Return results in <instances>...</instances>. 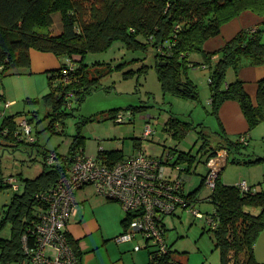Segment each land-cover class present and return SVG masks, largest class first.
<instances>
[{"label":"trees","instance_id":"trees-1","mask_svg":"<svg viewBox=\"0 0 264 264\" xmlns=\"http://www.w3.org/2000/svg\"><path fill=\"white\" fill-rule=\"evenodd\" d=\"M245 12L264 17V0H0V82L17 69L29 68L33 50L60 59L62 65L49 72L50 93L42 99L50 110L47 118H51L52 125H55L70 115L64 108H71L72 99L83 102L99 91L102 81L113 74L126 80L140 79L154 68L165 96L197 101L200 97L198 87L189 75L191 69L204 65L210 68L212 113L220 120L223 104L236 101L252 131L264 122V80L260 82L255 105L245 83L239 78V72L247 64L264 65V22L259 27L242 30L218 51L205 50L207 41L219 37L223 26ZM56 14L61 16L63 26L59 34L52 30ZM117 42L139 56L118 64L101 61L87 64L88 55L108 52ZM194 54H201L203 63L193 61L191 56ZM215 56L219 57L217 61L213 60ZM150 58L152 64L147 63ZM229 72L236 77L232 82L227 80ZM5 103V96L0 95V149L5 152L19 150L24 145L32 153L38 140L31 144L23 137L19 123L26 120L32 125V120L21 113L7 115L8 109L2 108ZM118 115L115 116L116 122ZM165 126L178 143L187 139L192 130L191 123L176 116H171ZM215 133L222 149L229 155L228 164L233 156L236 157L232 162L240 166L264 162V157L237 158V155L244 154V146L249 145L250 139L241 142L247 134L232 139L221 131ZM84 147L85 137L79 134L74 139L70 156L64 159V167L53 166L52 170L46 169L34 179L17 178L22 190L15 192L4 211L0 210V264L24 263L27 257L24 237L32 239L31 233L39 222V211L46 209L38 195L59 181L77 155L86 153ZM208 147L204 143L200 152L205 150L208 155L209 172L210 161L221 149ZM97 156L107 160L109 165L125 159L122 152L104 149ZM57 157L59 160L60 156ZM162 159L166 165L171 164L170 159L174 160V167L187 164L183 171L189 175L196 173L200 163L192 151H179L178 148ZM207 174L201 185L188 193L183 179V191L189 201H201L198 196L206 186ZM221 174L212 195L204 201L215 207L208 219L209 231L221 252L222 264H264L255 253L258 239L264 232V190L251 186V191L243 192L238 185L223 182ZM9 178L4 175L0 161V191L12 188L7 182ZM131 217L127 213L122 224L127 226ZM164 224L167 231L166 222ZM69 240L78 264H81L83 251L80 243L70 233ZM32 243V240L28 242L34 246ZM167 245L168 251L163 254L147 245L149 264H184L176 259L175 244L167 241Z\"/></svg>","mask_w":264,"mask_h":264},{"label":"rangeland","instance_id":"rangeland-1","mask_svg":"<svg viewBox=\"0 0 264 264\" xmlns=\"http://www.w3.org/2000/svg\"><path fill=\"white\" fill-rule=\"evenodd\" d=\"M54 18L55 24L52 30L55 34H59L63 28L61 16L56 14ZM136 56L139 55L128 52L120 42H117L108 52L88 55L86 62L87 64L97 61L118 64L130 61ZM51 57L53 58L43 55L32 56V64L29 68L17 69L0 82V95L9 98L7 103L15 101L14 105L6 110L7 115L21 113L28 120H32L33 135L38 140L32 153H29L24 145L19 150L11 149L12 151L5 152L0 149L2 171L6 177L34 179L46 169L52 170L50 168L53 166L64 167L66 165L64 159L70 156L75 137L81 134L85 137L86 153L91 156H97L100 150L104 149L122 152L125 158H130L135 152L136 143H140L149 156L157 158L167 157L168 153L176 148L179 151H192L200 162L195 174L189 175L183 171L187 168L185 163L174 167L172 165L174 160L170 159L171 164L167 165V175L173 179H184L188 193L201 185L203 176L208 172L206 163L208 155L205 150L200 152L202 145L207 143L208 148L220 147L221 151H226L222 149L220 139L215 133L220 131V122L212 113L209 71L202 72L197 69L196 72L193 69L189 75L194 78L198 87L200 97L197 101L165 96L154 68L140 79L134 77L126 80L119 74H113L102 81V88L99 91L89 95L83 102L77 101L76 98L72 99L71 108H64V111L70 115L52 125L51 118H47L50 110L44 106L42 99L51 90L49 72L60 67L62 61L54 55ZM152 61L153 59L150 58L147 63L152 64ZM47 67L50 68L45 71ZM207 74L208 78L205 76ZM139 107L141 109H138ZM2 108L5 110L6 103ZM118 113L126 115L129 120L123 124L117 123L115 116ZM171 116L192 124L187 139L181 143H178L171 133L165 131V123ZM148 124L155 134L153 138L144 139ZM242 151L244 154H239L237 158L249 160L264 157V122L251 132L249 145L244 146ZM52 154L59 155L60 158L50 166L47 164V157ZM234 157L236 156H233L232 160ZM232 160L221 174L223 182L238 185L246 180L250 182V186L264 190V162L240 166L234 164ZM254 180L257 181L253 182ZM212 193L213 191L207 186L199 193L198 197L201 201L195 204V209L200 211L199 217H195L190 210H178L176 216H167L165 219L166 239L169 244H175L176 259L184 264H222L221 252L216 248L212 233L209 231L211 226L208 219L214 213L215 207L212 203L204 201ZM14 194L12 188L0 191L1 211L11 204ZM77 200L80 203L78 207L88 206L96 218V226L103 227L104 234L101 228L98 233L86 237L90 247H97L100 243L104 245L107 241V245L96 252L100 256V262L94 260L92 264H135L131 257L127 261L121 260L120 255L122 256L123 251L120 249L123 244L115 241V238L124 232L122 220L126 218L127 212L122 204L98 195L93 186L82 189ZM96 226L89 225L94 231ZM142 243L144 247L145 244ZM93 253L91 255H94ZM127 253L132 255L133 252ZM142 253L149 261V250L144 248ZM115 254L119 256L113 259ZM104 257L105 260H101Z\"/></svg>","mask_w":264,"mask_h":264},{"label":"built area","instance_id":"built-area-1","mask_svg":"<svg viewBox=\"0 0 264 264\" xmlns=\"http://www.w3.org/2000/svg\"><path fill=\"white\" fill-rule=\"evenodd\" d=\"M13 105V102L6 103V109ZM127 120L124 114L117 116L120 124ZM20 126L23 137L34 144L36 138L28 121L21 120ZM154 134L155 131L148 124L144 139H150ZM241 142L246 143L247 138L243 137ZM56 160L57 155L52 154L47 157V164L53 166ZM228 160V153L220 151L210 161L206 177L209 189H215ZM106 161L87 153L79 154L64 170L59 181L38 195L46 209L39 211V222L31 233L32 239L24 237L27 257L23 264H78V257L69 240L68 226L78 212L76 194L87 186H93L98 195L108 200L120 202L132 215L126 230L115 241L118 244L134 243L135 252L142 251L148 245L161 254L167 253L166 217L175 215L178 210H190L195 217L200 216V211L195 209L196 203L185 197L184 180L167 175L164 159L151 157L139 149L130 158L114 165ZM7 182L15 192L22 190L17 178L10 177ZM238 186L243 192L251 191V186L245 180ZM31 240L34 246L28 244Z\"/></svg>","mask_w":264,"mask_h":264},{"label":"crops","instance_id":"crops-1","mask_svg":"<svg viewBox=\"0 0 264 264\" xmlns=\"http://www.w3.org/2000/svg\"><path fill=\"white\" fill-rule=\"evenodd\" d=\"M263 22H264V17L259 16L253 12H245L240 17L234 19L230 23L223 26L222 33L219 37H216V38H213V39H210L209 41H207L205 44V50L207 52L218 51L222 47H224L227 42H229L236 35H238L242 30L251 29L254 27H259L263 24ZM34 52H35V50L32 51V56H42L43 55V56H48V58H53V57H51L52 55L49 53H44V54L40 55L39 52H37V53H34ZM218 58H219L218 56H215L213 58V60L217 61ZM191 59L193 61L199 62V63H203V61H204V58L201 54H194L191 56ZM56 65H57V63L55 62V66ZM48 68H50V67H47L45 71H47ZM58 68L59 67H57V69ZM197 69L202 70V72H205L206 70L207 71L210 70V68L208 66H204V65H201L198 68H195L196 72H197ZM54 70H55V68H54ZM192 70L193 69H191V71ZM191 71H190V73H191ZM209 75H210V71H209ZM209 75L207 74L205 76H207V78H208ZM190 77L192 80L194 79V78H192V76H190ZM235 78H236L235 74L233 72H229L228 78H227L228 82L234 81ZM239 78L245 83L246 91L249 93L253 103L256 105L257 100H258L259 85H260V82L264 80V65H260V66L256 65L255 66V65L247 64V65L243 66V68L239 72ZM7 99H9V98H6V100ZM7 101H9V100H7ZM11 102L15 103V101H11ZM219 119H220L219 121L222 124L220 126L219 130L221 132L225 133L228 137H230L232 139H236L240 135L247 134V139L251 138V132H253V130L250 131L249 123H248V121H247V119L243 113L241 105L238 102H236V101L225 102L220 109ZM165 131H166V128H165ZM135 145H137V147ZM134 147H136L134 149L135 152L139 149L145 151V149L142 147V145L140 143L134 144ZM243 180H244V178H243ZM255 181H257V180H254L253 182H255ZM253 182H251V184ZM80 192H81V190L77 192L76 198L78 197V194ZM77 202L79 203L78 200H77ZM95 219H96L95 216H93L92 212H90L88 206L80 205L78 207V212H77L76 216L72 219L71 223L68 226V232L72 235V237L74 239L79 241L80 248L83 251L81 264H92L94 262V260H97L100 262V256H98V254L96 252H98V249L100 250V248L107 245L106 244L107 241H106L104 243V245H102L100 243L97 245V247H93V248L90 247L89 240H87L86 237H88L91 234L94 235L95 233H98L101 230V228H102V233L104 234L103 227L101 225H100V227L99 226L97 227L96 226L97 224L95 223ZM91 224L96 226L95 231L89 227V225H91ZM123 227H124L123 231H125L127 226L123 225ZM109 240H111V239H109ZM108 247L110 248L109 245H108ZM120 250L123 251V252L121 251L122 256L120 255L121 260L127 261L129 259V257H131V259H134L135 264H149L150 263V260L148 261V259L146 258V255H144L142 253V251H140V252L134 251V243L123 244L122 248ZM130 251L133 252L132 255L127 253ZM93 252H95V254ZM92 253L94 255H91ZM255 253H256L257 259L260 262H264V232L261 234L260 238L258 239L256 249H255ZM117 256H119V255H117V254L113 255V259H116ZM98 257H99V259H98ZM101 260H105V257Z\"/></svg>","mask_w":264,"mask_h":264},{"label":"water","instance_id":"water-1","mask_svg":"<svg viewBox=\"0 0 264 264\" xmlns=\"http://www.w3.org/2000/svg\"><path fill=\"white\" fill-rule=\"evenodd\" d=\"M1 213H2V212L0 211V215H1Z\"/></svg>","mask_w":264,"mask_h":264}]
</instances>
